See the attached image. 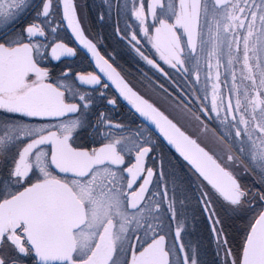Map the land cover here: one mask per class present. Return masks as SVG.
<instances>
[{
    "label": "snow or ice",
    "instance_id": "obj_1",
    "mask_svg": "<svg viewBox=\"0 0 264 264\" xmlns=\"http://www.w3.org/2000/svg\"><path fill=\"white\" fill-rule=\"evenodd\" d=\"M104 5L0 0V47L37 41L41 70L0 93V181L7 192L57 197L67 210L58 259L43 255L38 238L18 246L4 235L0 264H150L156 253V264H209L206 251L185 244V169L203 188L199 215L216 245L210 264H249L253 246L264 244V0ZM93 24L110 28L107 51L103 32V44L91 38ZM57 45L66 51L54 52ZM81 54L90 66L82 71L99 78L86 81L87 95L81 71L62 67ZM97 54L113 67L117 57L138 65L147 83L129 87L190 143L118 91ZM49 93L55 108L41 100ZM124 106L133 115L127 124L114 115ZM193 144L236 182V200L220 197L198 169Z\"/></svg>",
    "mask_w": 264,
    "mask_h": 264
},
{
    "label": "flooded vegetation",
    "instance_id": "obj_2",
    "mask_svg": "<svg viewBox=\"0 0 264 264\" xmlns=\"http://www.w3.org/2000/svg\"><path fill=\"white\" fill-rule=\"evenodd\" d=\"M97 7H105L104 0H95ZM201 31L203 35H201L200 40L202 44V49L204 53H207L209 48V44L207 43V20L205 18H201ZM121 27H124V23H121ZM110 28L107 24H93L92 26V35L91 38L96 41L97 44H103L104 40L107 41V44L104 45L105 50H108V45L114 44V38L110 35ZM103 32L104 40L99 39V34ZM66 39V37H65ZM37 41H33L31 45L21 46L18 49H4L0 47V93L5 92L6 90H11L14 86H16L20 81L26 80L30 74L38 73L41 70L37 68L36 64L33 62L32 51L35 49ZM177 43H179V38H177ZM54 52H65V45H57L56 49H53ZM117 51L119 49L117 48ZM38 59V57H37ZM189 68L191 69L194 59L191 55H187L185 57ZM109 63V62H108ZM116 70L135 88H139L141 83H147V79L143 74V70L139 68L136 64H126L123 60L118 57L115 59ZM112 65V64H111ZM72 67L73 69L81 71V76L85 77V81L92 80L95 83L99 82V78L95 75V73L88 71L83 72V69L89 68L88 61L84 59L81 54L75 61H68L62 67ZM227 67V60L225 59V68ZM47 87H51L50 85ZM142 90V89H141ZM81 91L84 92L85 95L88 94L89 88L87 83H83L81 85ZM111 95V92H109ZM42 102L48 105L56 104L55 95L54 94H46L41 98ZM115 118L117 120H123L126 124L130 123L133 119V115L131 110L124 106L122 108H117L115 112ZM79 163V162H78ZM187 172V176L184 177V182L187 185V193L184 197V209L187 213H194V209L192 208L200 198L198 196L199 189L196 187L197 182L199 180L192 174V172L188 169L184 170ZM245 188L251 187L250 182H248L247 178L243 177ZM200 183V182H199ZM11 185V181H9ZM240 190V188H239ZM25 192V191H24ZM24 192H7L3 188V181H0V195H6L7 198L0 199V237L4 235H8L10 239L16 244L20 245L22 242L24 244H28L31 240L39 239L41 244V249L45 250V254L49 259H58L63 249L66 247V239L64 236V226L67 218V210H50L44 213H38L34 210L32 213V218H30L29 222L26 223L23 218L20 217V213L16 210V208L6 209L4 203L15 200L19 195ZM199 197V198H198ZM57 198V197H56ZM39 199V200H46ZM59 200V198H57ZM246 200H251V195H248ZM32 200H38L36 198H32ZM62 206V205H61ZM188 208H191L188 211ZM52 213V214H50ZM196 213H199V209H196ZM184 224L187 222L186 218H182ZM192 221V220H191ZM199 222V224H203L200 221L195 219L192 222V232H189V240H185L186 246L189 248L191 245H197L200 243L196 241L195 235V225ZM190 223H188V226ZM205 227V225H204ZM206 237L208 235L207 230L202 232ZM207 239V237H206ZM204 240V239H203ZM57 249V250H53Z\"/></svg>",
    "mask_w": 264,
    "mask_h": 264
},
{
    "label": "water",
    "instance_id": "obj_3",
    "mask_svg": "<svg viewBox=\"0 0 264 264\" xmlns=\"http://www.w3.org/2000/svg\"><path fill=\"white\" fill-rule=\"evenodd\" d=\"M73 27H75L74 23ZM94 59L97 67L100 69V72L105 76L106 79L113 82L118 91L122 92L127 98L132 100L139 107L146 111L152 112V114L156 116V118L160 120L162 124H165L166 128L171 130V132L177 138L183 139L186 143H190L186 140V138L182 137V134L178 130L174 129L172 125L167 124L163 118L159 116V114L155 113L154 110L151 109V107L144 100L137 96L133 91V88L129 87L128 81L119 73L118 70H116V68L108 63L107 60L103 59L98 54L94 57ZM81 80L83 83L86 82L84 76H81ZM51 106L55 108L56 104ZM192 149L193 152L197 154L196 164L198 169L212 184V187L215 189L218 195L224 200H236L240 195V190L236 182L201 149L197 148L194 144L192 145ZM28 191H25L23 194L19 195L17 201L12 200L4 203L6 209L16 208L18 213H20V217L23 218L26 223H28L30 218H32L31 216L32 213H34V210H36L38 213H44L50 210H60L61 208L66 210L63 202L58 200L56 197H48L46 200L35 201L32 200L33 197L28 195ZM41 251L43 255L47 256L45 254V250L41 249ZM158 259V253L153 254V256L150 258V264H156ZM249 264H264V244H261L258 247L255 245L253 246V250L249 257Z\"/></svg>",
    "mask_w": 264,
    "mask_h": 264
},
{
    "label": "rangeland",
    "instance_id": "obj_4",
    "mask_svg": "<svg viewBox=\"0 0 264 264\" xmlns=\"http://www.w3.org/2000/svg\"><path fill=\"white\" fill-rule=\"evenodd\" d=\"M196 184H197V188L199 189V192H198V196L201 195V192L203 191V188L202 186L200 185L199 182H197L195 180ZM199 198V197H198ZM192 208L195 210L194 213H188V215L186 217H182V218H186V223H185V231H184V239L187 241L190 239L189 237V232L191 231L192 232V222L197 219V221H200L201 223H203V218L199 215V213H196V209L198 210L199 209V205L197 202H195V205H193V202H192ZM191 208H188V211L190 210ZM244 207L240 208V209H237V211H244ZM223 216V214H222ZM192 220V221H191ZM188 223H190V225L188 226ZM236 227H239V225H235L234 226V229ZM205 230V227L204 225L202 224H199V222L195 225V235H196V241L195 243H197L198 241H200V243H198L197 245H191L189 246V249H194L195 250V253L196 254H201L202 252H207V256L206 257H201V259H206L209 264L211 262V259H212V256H213V251L216 247V245L212 242L211 238L209 237V235H207V239L206 237L204 236V234L202 233L203 231ZM208 233V232H207ZM204 239V240H203Z\"/></svg>",
    "mask_w": 264,
    "mask_h": 264
}]
</instances>
